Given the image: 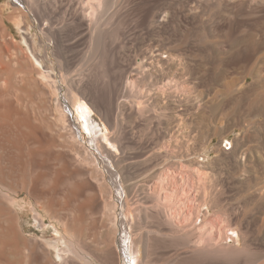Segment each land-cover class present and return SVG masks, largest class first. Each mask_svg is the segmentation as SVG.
<instances>
[{
  "label": "bare ground",
  "instance_id": "1",
  "mask_svg": "<svg viewBox=\"0 0 264 264\" xmlns=\"http://www.w3.org/2000/svg\"><path fill=\"white\" fill-rule=\"evenodd\" d=\"M107 1L10 0L8 13L0 8V264H90L95 259L102 260L99 264H124L126 256L130 264H178L180 258L215 264L260 262L264 259V230L251 228L250 209L241 212L239 204L240 207L224 200L220 178L210 175L203 180L200 174L207 168L204 156L193 157V164H200L204 170L195 167L181 171V178L175 174L182 169L180 161L177 165L156 162L158 149L154 151V145L147 142L154 139L155 131L148 132L152 113L159 119L167 109L172 111V121L178 126L176 142L190 141L184 130L182 104L153 106L144 96L135 94L137 90L130 82L125 86L130 85L128 96L134 99L120 96L113 107L102 105L90 92L91 78L99 74L101 64H90L89 52L78 50L75 44L102 42L104 27L100 17L108 8ZM200 1L203 2H192L200 9ZM211 1L225 9L209 17L232 18V0ZM256 1L264 10V0L251 3ZM17 34H22L23 41ZM86 34L89 35L84 38ZM254 36L244 37V43L252 46L257 40ZM258 42L264 47V40ZM231 48H235L233 43ZM98 54L97 60L103 64L104 57ZM161 62V57L155 61L159 70ZM60 81L66 84L63 95L59 93ZM262 84L256 81L241 99L229 98L226 109L220 102L209 104L199 114V121L212 124L213 119L218 130L221 119L231 118L232 123H243L245 128L254 126L255 130L245 138L257 141L264 122ZM164 86L160 95L167 91ZM38 100L46 103L50 117L42 115L44 109L35 110ZM194 102L198 107L201 104L200 100ZM68 107L78 112L96 153ZM91 108L106 120L111 128L107 138L117 144L119 152L109 148L104 142L106 137L98 134ZM134 127L139 128L137 141ZM144 139L150 147L137 155L138 148L134 146ZM246 140L240 148H244ZM230 143L221 141L222 153L239 154L235 142L226 148ZM259 150L255 154L262 160ZM243 154L244 151L242 156L232 155L236 157L232 165L240 173L238 183L245 192L254 189L243 204L250 207L256 203L259 213L264 214V173L248 177L252 164ZM101 163H105L106 171ZM186 174L190 180L202 178V200L198 198L201 203L193 196L194 188L186 182ZM117 190L125 195L124 199L118 198ZM23 192L39 225H45V217L51 220L56 230L53 240L30 238L24 233L14 207ZM99 231L105 235L100 241L95 239Z\"/></svg>",
  "mask_w": 264,
  "mask_h": 264
},
{
  "label": "rangeland",
  "instance_id": "2",
  "mask_svg": "<svg viewBox=\"0 0 264 264\" xmlns=\"http://www.w3.org/2000/svg\"><path fill=\"white\" fill-rule=\"evenodd\" d=\"M9 1L0 0V8H3L5 13L10 11ZM192 1L194 0H108V8L102 13L100 17L101 21L99 20L102 27H104L102 31L103 40L101 38L102 42L100 41V44L96 41H94L95 43H91L89 40L85 44L80 42H76L77 44H75L79 45L78 50L86 49L89 52V57H91L90 64H101L98 70L99 74H94L91 78L89 90L90 92L93 91L92 93L106 107H113L120 96H122L121 98H124L123 96H130L132 85L137 90L136 95L144 96L143 98L148 99L149 104L156 105L158 108L163 107V105L164 107L165 105H169L170 107L182 104L181 107L183 109L180 111L184 113V130L189 135L190 141H183V143L176 142L178 126L172 121V111L167 109V114L165 113L159 119L152 113L154 115V117L152 116L153 119H151L152 127L148 132L151 134L155 131L154 139L152 138L147 142H150L151 146L154 145V151L158 149V152H156L158 155L156 154L155 156L157 157L156 162L160 164H168L169 162L170 164L175 163L177 165L180 161L182 169L179 168V171H176L178 173L175 174H178V177L181 178L184 174L182 173L183 171H190L192 168L195 169V167L200 169V164L194 165L193 160L198 155L204 156L207 168L205 166L204 170L203 166L201 167L204 170L201 171V177L215 175L218 179L220 178L219 190L223 193L224 200L231 202L235 206L240 205L239 209L241 212L250 209L249 220H251V228L264 230L262 228L264 227V214L259 213L256 203L251 204L250 207H246L243 204L245 197L249 198L248 196L253 195L254 189H250L251 191L253 190L252 192H249V190L247 191L249 193L245 192V187L238 183V175L240 173L232 165L236 160L234 156H242V152L244 151L243 155H246L247 161L252 164L248 168L247 176L253 178L255 172L259 174L264 173V157L262 160H259L255 154L256 150L260 149L259 151L264 156V122L260 127V131L261 129L263 131H261L257 138L258 142L256 138H252L248 142L245 137H247L248 133L255 130L254 126L248 129L243 126V123H232L231 118V121L229 120L230 123L224 118L220 121L219 129L215 130L214 120L212 119L213 115L209 114V112L206 115L211 116L213 121H210L212 124H209L207 121H205L207 124L199 121V114L205 108L208 109L207 106L211 103L220 102L222 103L221 108L226 109L228 108L227 102L229 98L231 99L232 96H235L241 99L244 92L251 88L256 81H259L261 84L263 83L262 88L264 89V47L259 44L257 45L258 41L264 40V10L258 6L257 1L251 3V0H232V4H230L232 18L222 19L218 18V16L211 18L208 14L221 12L225 9V6L217 5L216 2H212L211 0H203V2L200 1L201 8L199 9L195 3L193 5ZM243 2L244 4H242ZM251 8L255 9L251 11ZM202 12H206V15H202ZM114 14H116L115 17L113 16ZM253 33L257 40H254V44L249 46V44L244 43V40L245 38L248 39ZM88 35L86 34L84 38ZM17 36L19 40L23 41L22 34H17ZM232 43L234 44V49L231 48ZM83 45L84 47H81ZM255 48H257V51ZM97 54L99 57L100 54L104 57L103 64L99 63L100 60H97L99 59L97 58ZM233 56L236 59L234 60L235 62H232ZM160 57L163 63L161 62L159 70L156 67L155 61ZM127 82L131 83V87L130 85L128 87L125 86ZM59 85V93L63 95L66 92V84L60 81ZM163 85H166L164 88L167 91L165 94L160 95V88ZM91 86L94 88L92 89ZM129 96L127 100L130 99ZM189 99L193 100L189 101ZM194 100H200L201 104H199V107ZM38 101L35 103V110L43 111L44 109L45 112L43 111L42 115L46 118L50 117L51 113L49 114L46 103L43 100ZM194 103L195 107H193ZM186 108L189 110L185 111ZM74 109L69 110L68 107L67 111L75 119L76 124L81 127L78 112H75ZM90 110L97 124L98 134L104 138L106 137L104 142L108 144L109 148L115 152H119L117 144L111 143L107 138L111 132V128L106 120L93 108ZM164 117L167 118L165 119ZM134 128L137 141L139 128ZM85 137L91 150H94L93 152L96 150L97 152L95 145L88 140L90 135L87 131L85 132ZM243 138L246 140L245 149L240 148L244 140ZM145 139L147 140V138ZM145 139L135 144L134 147L138 148L136 150L137 155L145 153L148 147H150ZM223 139L230 141L232 144L235 142V146L240 148L239 154L236 152L222 153L220 143ZM166 146L167 148H165ZM104 166L105 163L100 164V167L106 171V166ZM256 166L257 168H255ZM175 167H172L171 171ZM180 174H182L181 177ZM186 177V182L191 183L194 188L193 196L198 199L203 195L202 182L205 178L201 181L202 178H191L190 180L187 174ZM116 195L121 200L125 198V195L122 196L120 190L116 191ZM199 199L202 200V198ZM198 200H196V203H199V201L201 203V200ZM14 207L18 211L20 225L28 237L48 241L56 237V230L48 217L44 218L46 221L44 226L39 225L35 217V211L27 203L26 193L23 192L17 197ZM203 209L206 210V208ZM120 210H122V207H120ZM97 234L95 239L99 241L105 236L100 231ZM185 259L180 258L181 261L179 260L178 264H215L213 261L202 262L200 260ZM128 261V257H124V264H130ZM100 262L102 260L95 259L90 264H99ZM258 262L254 264H264V259Z\"/></svg>",
  "mask_w": 264,
  "mask_h": 264
},
{
  "label": "built area",
  "instance_id": "3",
  "mask_svg": "<svg viewBox=\"0 0 264 264\" xmlns=\"http://www.w3.org/2000/svg\"><path fill=\"white\" fill-rule=\"evenodd\" d=\"M231 146H232V143L228 144V145L226 146V148H231Z\"/></svg>",
  "mask_w": 264,
  "mask_h": 264
}]
</instances>
